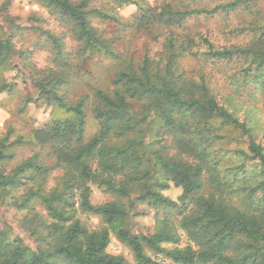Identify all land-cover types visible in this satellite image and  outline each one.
I'll return each mask as SVG.
<instances>
[{
	"label": "trees",
	"instance_id": "trees-1",
	"mask_svg": "<svg viewBox=\"0 0 264 264\" xmlns=\"http://www.w3.org/2000/svg\"><path fill=\"white\" fill-rule=\"evenodd\" d=\"M38 1L70 28L84 60L99 53L119 68L110 81V93L92 88L97 131L88 140L85 99L74 104L63 101L57 94L63 82L60 70L36 81L40 98L63 115L32 130L29 143L37 152L9 175L0 170V198L24 187L25 192L12 200L26 211L21 228L36 244L31 249L21 238H10L8 231L0 229V264H129L106 252L111 237L131 252L134 264H158L146 252L163 255L171 264H264V198L257 196L264 191V149L253 141L249 128L218 105L203 78L182 82L174 76L177 39L167 40L166 62L144 56L133 64L115 53L110 40L99 37L90 23L91 17L121 23L116 16L90 8V0ZM253 1L235 0L211 10L165 6L159 13L134 2L141 11L136 27L229 12L247 8ZM52 41L57 68L66 60L61 43ZM184 44L188 49L195 45L188 38ZM206 47L201 56L208 60H227L249 51L253 61L264 64V47ZM9 53L7 41L0 42V64ZM223 126L248 137V153L235 151L233 156L241 162L227 169L219 166L211 149L223 138L218 134ZM6 140L0 144V162L8 156ZM248 160L259 168L254 174L246 169ZM53 171L59 177L48 187ZM171 185L181 190L176 201L162 194ZM92 187L111 200L93 205ZM139 206L154 213L149 235L132 231ZM78 212L98 218L99 226L88 228L77 218ZM179 231L188 242L182 248Z\"/></svg>",
	"mask_w": 264,
	"mask_h": 264
},
{
	"label": "rangeland",
	"instance_id": "rangeland-1",
	"mask_svg": "<svg viewBox=\"0 0 264 264\" xmlns=\"http://www.w3.org/2000/svg\"><path fill=\"white\" fill-rule=\"evenodd\" d=\"M233 1L129 0L127 4L118 5L110 0H90V8L116 16L121 21L115 23L91 17L90 23L99 37L110 40L115 53L126 60L130 59L133 64L140 63L144 56L153 62H166L167 40L170 37L177 39L173 50L177 55L174 76L182 82H198L203 78L218 105L249 128L253 141L264 149V64L253 61L249 51L227 60H208L201 56L202 52L207 51L206 44L213 49L263 48L264 0H254L247 8L239 7L229 12L194 15L179 23L153 25L146 29L136 27V19L141 11L134 2L159 13L165 6L179 11L211 10ZM52 38L61 43L66 60L65 65L62 63L57 68ZM186 38L192 39L195 45L189 49L187 44L181 46ZM6 41L10 53L0 64V144L7 139L4 145L8 156L0 162V170L9 175L38 151L29 143L32 130L48 123L54 116L63 115L54 104L50 105L40 98L36 81L41 76H49L50 72L60 70L63 82L58 86L57 94L63 101L74 104L81 98L85 99V138L88 140L97 131L92 117L97 105L91 94L92 88L110 93L113 90L110 81L119 66L99 53L84 60L79 55L80 44L70 33V28L38 0H0V42ZM218 134L223 138L215 142L211 149L215 150L219 166L224 169L236 166L241 160L233 153L241 150L248 153V137L229 126L221 127ZM46 163L50 164L51 160ZM246 169L254 174L259 168L255 161L248 160ZM58 177L57 171L51 172L48 187H52ZM24 192V187H20L9 190L0 198V229L8 231L10 238L19 237L25 245L35 249V240L21 228L26 211L19 208L16 200H12ZM162 194L176 201L181 190L171 185ZM257 196L264 198V191H259ZM110 200V196L92 187L90 201L93 205ZM137 210L139 213L131 223L132 231L137 235H149L154 213L144 206H139ZM37 212L44 214L41 209H37ZM77 218L88 228H97L100 224L98 218L79 212ZM178 234V247L188 245L185 235L181 231ZM106 252L134 264L131 252L114 237H111ZM146 255L158 264H171L163 255L151 252H146Z\"/></svg>",
	"mask_w": 264,
	"mask_h": 264
}]
</instances>
